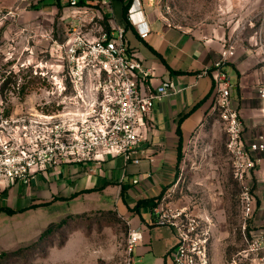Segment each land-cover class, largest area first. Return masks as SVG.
<instances>
[{"label": "rangeland", "instance_id": "374dc122", "mask_svg": "<svg viewBox=\"0 0 264 264\" xmlns=\"http://www.w3.org/2000/svg\"><path fill=\"white\" fill-rule=\"evenodd\" d=\"M63 7L57 0H0V117L25 113L30 100L45 96L47 78L35 74L56 73L62 65L58 46L70 32ZM159 7L174 26L249 52L264 84V0H162ZM216 114L214 128L188 146L179 180L165 190V206L197 221L211 264H251L252 256H239L248 248L241 229V187L233 177L225 125ZM107 160L115 164L117 179L124 159ZM12 186L23 185L7 188ZM56 201L40 213L55 221L44 229L31 226L28 212L37 208L35 199L30 207L14 209L0 198V264H123L129 225L114 210L113 199Z\"/></svg>", "mask_w": 264, "mask_h": 264}, {"label": "built area", "instance_id": "2783aa9c", "mask_svg": "<svg viewBox=\"0 0 264 264\" xmlns=\"http://www.w3.org/2000/svg\"><path fill=\"white\" fill-rule=\"evenodd\" d=\"M79 2L68 0L75 13L69 20L65 42L58 46L61 67L56 73L35 74L47 78L45 96L30 100L25 113L0 117V189L18 183L29 185L38 175L63 164L101 163L109 157L140 164L137 154L146 141L142 121L156 103L179 91L174 81L165 80L157 88L142 92L141 85L150 72L130 48L126 28L106 26L93 6ZM110 2L100 3L110 8ZM134 15L129 13V21L135 26ZM136 28L142 39L151 32L149 27L142 29V24ZM235 56L234 46L227 44L205 73L215 84V111L225 125L233 177L241 187V229L248 248L239 256H252L251 264H264V235L257 229L258 202L250 184L261 162L255 154L264 152V135L250 144L244 141L245 125L232 106L234 85L226 71ZM258 92L264 100V84ZM166 199L164 195L155 203L152 216L155 225L175 233L172 263L211 264L207 240L200 234L197 221L167 209ZM128 225L123 264H134L143 231L130 222ZM233 264H238L237 260Z\"/></svg>", "mask_w": 264, "mask_h": 264}, {"label": "crops", "instance_id": "0c3cea01", "mask_svg": "<svg viewBox=\"0 0 264 264\" xmlns=\"http://www.w3.org/2000/svg\"><path fill=\"white\" fill-rule=\"evenodd\" d=\"M101 1L86 0V5L98 11L105 25L126 28L130 48L150 72L149 79L141 85L142 92L157 88L165 80L174 81L179 91L156 103L144 118L141 130L146 141L137 154L141 162L138 165L125 162L117 179L112 172L115 164H110V160L63 164L38 175L28 186L1 188L0 198L9 201L14 209L30 207L35 199L37 208L28 212L31 226L43 224L44 229L55 221L40 217V213L56 198V203L71 199L72 204L88 196L113 199L118 216L143 231L134 264H173L170 252L176 245L175 233L169 227L155 225L152 208L164 196L168 185L179 180L188 146L194 139L204 138L208 128L212 130L216 125L215 84L205 71L212 68L227 43L222 38H201L172 25L161 16L162 0H132L127 16L121 0H110V8ZM62 5L65 16L71 18L75 9L68 5V0H62ZM129 13H135V26L129 21ZM138 24H142V29L150 28L146 39L139 35ZM234 49L236 57L231 59L226 71L234 85L232 106L240 113L245 125L243 138L250 144L264 135V100L258 92L263 74L249 52L239 53L235 46ZM255 156L261 162L250 184L259 199L257 229L264 235V152Z\"/></svg>", "mask_w": 264, "mask_h": 264}, {"label": "trees", "instance_id": "16d2710c", "mask_svg": "<svg viewBox=\"0 0 264 264\" xmlns=\"http://www.w3.org/2000/svg\"><path fill=\"white\" fill-rule=\"evenodd\" d=\"M121 1L125 3V4H124L123 11H124V16H125V15L127 16L132 0H121ZM61 2H62V0H57V5H58V7H60V8H61ZM79 4H80V5H86V0H80ZM106 26H108L107 23H106ZM108 27H109V26H108ZM3 211H5L6 213H8V214H10V215L16 213V212H15L14 210H12V209H4ZM62 223H66V221H64V222H62ZM47 232L50 233L51 230L48 229ZM45 233H46V232H45ZM45 233H43V234L41 235L40 240H42V239L44 238ZM19 252H21V250H19L18 252H16V255H17Z\"/></svg>", "mask_w": 264, "mask_h": 264}]
</instances>
